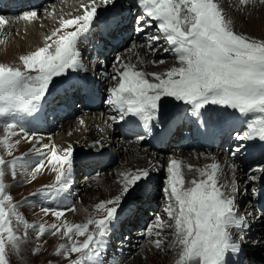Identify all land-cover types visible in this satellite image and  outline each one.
<instances>
[{
  "label": "snow or ice",
  "instance_id": "snow-or-ice-1",
  "mask_svg": "<svg viewBox=\"0 0 264 264\" xmlns=\"http://www.w3.org/2000/svg\"><path fill=\"white\" fill-rule=\"evenodd\" d=\"M241 2L247 3L248 0ZM138 5L145 9L150 21L158 22L157 29L162 33V36H146L149 46L163 39L170 46L165 51L177 55L180 66L173 67L166 75L148 74L136 71L134 64L127 63L118 56L113 62L115 72L109 78L116 80L118 77L119 80L116 86L109 88L106 100L117 113L111 119L119 123L131 116L137 118L145 129L154 125L162 127L161 101L163 98H172L190 105L192 115L197 117L209 105L228 108L241 115L260 114L247 122L245 131L234 134L235 139L242 142L233 149L234 157L246 142L254 139L264 142V40L235 33L232 21L225 19L214 0H138ZM100 6L110 9L113 15L108 23L118 26L120 4L117 0H99V4L92 0V6L85 8L83 15L61 21L63 29L73 27L74 30L58 35L60 29H57L48 37H57L53 44L40 47L21 58L24 70L0 65V116L6 113L30 115L36 112L55 78L84 68L77 42L82 41L92 28ZM37 16L36 11H28L17 19L31 21ZM141 19L143 18H138V24ZM9 23L5 16L0 15V29ZM137 31L143 32L144 29L138 26ZM121 68L124 70L121 71ZM149 75H152V81L146 78ZM199 123L204 125L206 121L200 120ZM16 127L14 123L5 125L11 135L16 134ZM20 130L25 137L28 136L27 130L22 127ZM143 138L139 137L141 140ZM36 139L42 141L44 137ZM3 142L11 147L7 136ZM100 143L99 140L95 141L94 146ZM43 148L48 149L49 145L44 144ZM49 152L53 168L59 165L56 183L51 187L65 190L73 170V149L69 146L62 150L61 155L57 154L55 148L49 149ZM37 154L39 166L34 170L33 176L43 166L46 158L45 153L39 150ZM8 163L0 157V264H10L6 259V243L13 248L19 245V238L12 227V217L15 216L18 222L31 227L17 212V205L12 203L13 197L5 192L6 172L3 166ZM10 163V174L15 177L16 161L12 160ZM209 167L211 171L200 170V176H206V179L193 180L185 188L181 164L172 159L167 166L168 175L163 191L170 201L167 213L174 220V234L181 246L176 264H239L247 228L246 218L237 216L235 211L233 193L239 192V189L234 187L231 193L221 190L216 179L219 166L213 163ZM257 171L264 173V166ZM149 175L147 168L123 174L121 192L113 200L96 205L106 211L103 219L88 222L95 224L96 231L88 232V224L76 225L75 229L65 225V235L75 232L84 236L87 232V236L79 246L75 242L71 246L60 244V249L64 251L59 254L80 253V259L72 261V264H83L85 260L91 261L98 256L109 223L116 217L124 197ZM250 179L256 181L257 177L252 176ZM252 193L258 195L255 187L252 188ZM109 204L114 206L106 207ZM44 211L47 213L49 209ZM53 214L59 218L64 212L53 210ZM160 226L172 227L169 224ZM233 226L241 229L236 237L231 231ZM51 229L53 235L59 231L56 224H52ZM46 231L48 229L45 226L39 227L40 234ZM151 234L150 228L148 235ZM156 246H161L160 240L156 241Z\"/></svg>",
  "mask_w": 264,
  "mask_h": 264
},
{
  "label": "rangeland",
  "instance_id": "rangeland-1",
  "mask_svg": "<svg viewBox=\"0 0 264 264\" xmlns=\"http://www.w3.org/2000/svg\"><path fill=\"white\" fill-rule=\"evenodd\" d=\"M33 1H35L37 3V6L41 8V11L38 12L39 17L37 16L36 18L37 27L38 29L41 30L44 28V24L48 22V18L50 15L49 10L53 7L57 11L56 6L62 5L63 2H65V0H26L25 2H22V0H9L7 5L10 7L13 4L12 7H15V12L10 10L9 7L3 9L1 3L0 15L8 16L12 14V16L16 18L15 19L13 17L14 22L18 23L19 19L22 20L23 18L17 19V17L19 16L21 17L22 13L24 12L33 11L35 9L34 3H32ZM123 1L125 2V0ZM132 1L135 2L136 12L133 13L132 16H129L128 19L130 21V24L132 25L133 23H136L138 21V18L142 17L143 19H141L139 23L141 22V26H145V27H143L144 29L143 32L136 33L135 35L133 34L130 36L133 39L130 40L129 44H133V42L135 41L138 42L137 39H140V37L146 39V36L147 37H150L152 35L162 36V33L159 32L157 29V25L153 24L156 27L148 28L147 22L144 21H148V20L150 21V18H148V16L146 15L145 9L140 8V6L138 7V5H136L137 0H132ZM124 2L122 5H120L122 8L126 7L124 5ZM78 3H80V1H78ZM131 3L132 2L130 1L128 2V4ZM247 3L248 4L245 5L243 4L242 5L243 7L241 6L242 11L234 9L231 4L229 5L223 4V6L220 9L225 11L227 16L231 21H233V23L240 21L237 27L236 25L232 26L233 31L235 33L243 34L250 38H254L256 40H264V0H250ZM71 7L72 4H69L68 6L64 7L63 10L64 11L65 9L70 10ZM105 11L106 12L103 11V13L102 11H98L97 12L98 15L95 18V20L99 19L101 21L102 16L113 15V13L110 11L109 8H106ZM74 12H76V10L72 11L73 14ZM52 14L55 15L56 13L53 12ZM249 16L253 18V22L249 20ZM238 17L242 20H240ZM127 20H126V24H127ZM254 23L259 28L253 26ZM25 27L28 28L29 25L25 24L24 28L15 30L9 35H4L3 28L0 29V65L9 66V67H19L22 70H24L23 61L21 58L25 55H30L32 52L42 47L43 42L41 41V39H39V36H37V39L35 37H31L29 31H25L26 30ZM133 27L135 28V26ZM57 29H60V32L63 31V28L61 27V23H58L56 25L55 30ZM69 29L70 27L64 30L68 31ZM132 29L133 28H131L130 30ZM49 34L50 33L48 34L46 33L45 36ZM51 35L52 34H50L49 36ZM48 37L46 38V40L49 42L51 41V39H48ZM159 41L163 42V45L168 48L167 44L164 42L163 39ZM159 41L153 42L152 44L153 45L156 43L160 44ZM111 46L116 47L117 45L116 43L112 42ZM81 47L84 48V50L83 49L81 50V63L84 68H81L75 72L70 71L66 76L55 78L52 82V85L49 87L48 94L45 96L44 100L41 103L42 106L41 113L45 114L46 116L47 114L48 115L52 114V118L57 121L59 120L61 121L62 119H64V121L61 122V124L76 122V121L80 122L82 118H86L85 112H83L81 110V107H79L82 104L81 98L78 95H74V94H77L78 92L81 91L83 95L87 87L94 93L98 92V90L100 92L103 91L107 92L109 88H111V86L110 85L108 86L107 84L108 76L106 74H98L96 77L91 76L92 78L85 76V68L89 70V68L95 62L102 64L104 62V58L99 57L97 58V61L95 60L92 61L93 56L90 54L91 51L88 49L85 51V47L83 44ZM129 47L131 46L127 45L125 50ZM116 51L117 49L113 48V51L109 50V53H107V55L109 56ZM114 59L115 58L113 57V55L110 56L111 61H113ZM169 59H175V57L171 56L169 57ZM103 64H105V62ZM111 67L112 64H108L107 70L111 71L112 70ZM166 69L167 71H162L160 74L166 75V73L171 70V67ZM147 71H149L148 68ZM107 93L108 94L104 95L103 97H101L102 95L99 96L97 102H92L91 98L87 97L86 101L90 108L86 111V113L92 114L89 116L91 117L90 119H92L93 121L95 120V117L93 116L100 112L99 111L100 107L97 106L101 103V105L107 107L106 100L109 95V92ZM83 100L85 101V98H83ZM173 104L174 102H170L169 100L164 101L163 106L161 104V113H162L161 122L163 125L162 129L164 131V127L167 126L169 122L170 125H172L179 118L188 117V119L186 120V122L188 123H186L182 128H181L182 126L181 123L177 124L178 129H182L179 132H181V134L184 135L185 131L188 129L190 131V128H192L193 125L191 118L194 117V115L191 114L192 113L191 110L187 111L188 109L191 108V106L185 105L182 102L178 104L176 103L179 106ZM181 105L185 109L184 113L183 111H181V107H180ZM209 106H207L206 109H208ZM233 113L236 114L237 112L226 108V112L224 114L223 113L217 114L219 121L216 122L215 124L219 126L224 121H231L232 123L233 119L229 118V114L234 117ZM38 114H40V112H37L35 116H37ZM23 115H24L23 113H6L0 116V157H3L6 161L9 162L8 164L3 166L6 172L4 177L5 192L6 194L11 195L13 197L12 203L17 205V212L24 217V219L28 222V225H31V227H28L24 223L18 222L15 216L12 217V227L14 229L15 234L19 238V245L18 247L13 248L10 244L6 243V259L10 261V264H72V261L80 259L81 254L72 253V252H67L65 255L59 254L64 250H61L59 247L61 244V237H56L59 236L60 232L63 230V226L60 224V222H58V220L61 217H63L65 214L57 218L53 214V210L62 211L63 206L61 205L60 201L62 200L63 197H69L66 194L69 195V193H71L70 191H73L75 189L76 191L77 190L79 191V195L75 199H73L74 204L77 207V210L80 212L82 210L85 211L84 213L85 218L88 219L90 218L89 217L90 213L88 212V208L85 209V204L86 205L88 204L89 207L94 205L95 210H92L91 214L96 217V220L103 219L105 217V211L104 209L97 208L96 205L106 200H113L114 197L121 192L122 188L120 190H116L115 192L113 189L111 190L106 185H104L102 183V179H105V181L114 179L115 177L114 170L120 167V163L122 161L123 156H125L126 150L124 151V147H123V149H121V153H122L121 156L116 159L115 151H117V146L115 145V143L113 144L107 143L104 146V151L101 152L100 154L101 155L106 154V156L111 155L112 157L107 163H105V166L101 168L91 167V169H89L88 172L86 170L85 161L87 160L88 163L93 158H95V156L97 158L99 155H97V153H94L95 151H93V149L86 148L84 143L78 142L80 144L79 146L81 147L77 146L74 148V146H71V148H73V170L70 174V179L68 181L67 189L59 190L60 192L59 193L57 191L58 189L51 187V185H54L56 183L54 174H50V173L42 174L38 172L34 176L31 174L30 178L26 177L27 175H29L27 169L25 170L28 164L25 163L21 155L23 154L24 148H21L19 146L21 143L16 138L19 137L21 130L17 129L16 127L15 128L16 134L11 135L5 128V125L9 123H14L17 126H20V128L27 126L30 128V130L33 129L34 127L38 128L37 126L38 122L35 116L31 120L29 118L26 119L22 117ZM255 115H260V114H255ZM245 118H249V115H245ZM100 120L106 122V120H104L103 117H101ZM244 121L246 122V119H244ZM62 126L63 125L60 126L55 125L53 128L50 129L48 135H55V133H58L62 129ZM245 130L246 128L244 129V131ZM81 131H84L83 127L81 128ZM173 131L176 132L175 130ZM239 131H241L242 133V128L237 130V132ZM105 132L107 133L109 132V134L112 133L110 132V129L106 130ZM115 133L116 134L114 138H116L119 134L118 132ZM138 133L139 132L130 133L127 141H129L130 143L135 142L137 140L136 136H140ZM234 134L235 131H232L230 133L231 140L234 138ZM110 135L112 136L113 133ZM6 136L9 139V144L11 146L10 148L8 145H6L3 142ZM132 137L135 139H133ZM144 139H146L145 142L148 143L149 139L146 137ZM185 140L186 142H188V138H185ZM234 140L233 143L235 145L234 146L230 145L229 147H227L224 153H222L221 151H217V152H214L212 150L208 151V149L210 148H206L205 151L203 149L196 150L194 148L192 149L190 148L189 151L188 150L181 151V149L178 146H172L171 147L172 150H170V148L165 150V152H163L162 165L161 168H159L161 170L163 169V172L161 171L157 173L156 176L153 177L149 176L147 179H142L139 182L138 186L133 188L129 192V194L124 197V202L120 205V209H118L116 217L109 223L107 229V235L103 239L102 249L99 255L93 257L91 261L85 260L83 264H130L136 257H139V255L144 250L146 249L148 250L150 247L156 246V243H154L155 240H160L161 241L160 247H162V248L158 247L157 253L159 255H161L162 253H167L168 256H165V260L163 259L162 261L159 259L158 260L153 259L154 261L153 263L173 264V262H171V260L169 259V257L171 256L169 254H171V252H170V247L167 246L168 242L167 243L163 242L166 239L169 240L171 238V235L172 236L174 235L173 231L168 230L167 238L164 239L162 236H152L153 232L159 230L155 228L152 229V225L155 222H157V220L159 219H162L163 223H166L167 221L171 223V218L168 216L167 211L164 210L165 199H164L163 189L165 188L164 186H165V179L167 174L166 171L167 167L165 166L167 164L166 162L172 159L171 158L172 156L182 155L181 152L183 151L185 152L188 151V153L194 150L199 152H207L206 154L210 153L212 155H216L220 161L221 158H223L226 155L229 156L233 160V162H239L242 173L247 174V178L244 179L243 181L244 183H247L246 185L248 186L244 185V190L239 189V192L235 193L237 197L235 198V211L237 216L244 217L249 214V217L247 216V218H249L250 220H254V219L257 220V218H259L258 216H256L257 214L255 213L258 211L257 208L254 205H252L251 208H249L251 210L248 212V208L246 205L248 201L254 199V196L257 197V195H253L252 188L255 184H258V182L252 181L250 179V177L252 176H256L258 179L257 172L253 171V169L246 166L245 154L242 153L241 150H240L241 152L236 153L235 157L232 155L233 149H235L240 143H242L240 141L236 143L234 142ZM17 141H19V143H17ZM51 143L52 142H50L49 144ZM224 143L225 140L224 142H221L219 144H217L216 142L215 144L212 145L211 148H215V149L219 148ZM145 145L146 144H144L143 146ZM258 145L256 146L252 145V146L256 148ZM65 148H60L61 154H63L62 150ZM256 152L259 151L256 150ZM29 153L32 154L35 152L31 151ZM220 154H223L224 156L223 155L220 156ZM12 160L16 161L15 177H13L10 174L12 168L10 162ZM261 164L264 165L262 160H261ZM230 172L232 171L230 170L228 173H225L224 176H225V180L228 181L230 184H232L234 178H232V173ZM86 175H90V176L92 175L91 177H93L94 179L91 181L93 183L89 182V184L91 183V186H89V184L85 185L84 183H82L84 182L83 180H85ZM18 180H20L19 183ZM262 180L264 181V178ZM76 191H74V193ZM34 193L35 195H33ZM92 194L96 197V201H90L89 198ZM81 198L83 199L82 202H81ZM97 198H99V200ZM258 201L259 200H256L255 203ZM148 202L152 203L153 206L149 205L150 203ZM243 202L245 203L244 205L241 204ZM44 209H49V211L46 213ZM79 222H80V218H79ZM52 224H56L59 229V231H56L55 235L51 234V232L53 231L51 229ZM41 225L45 226L46 229H48V231H46L44 234L39 233V227ZM257 225L261 226L259 228V234L261 236V239L264 240V220L262 224L258 223ZM150 228L152 229V234L146 235L148 233V229ZM139 230H141L140 231L141 233L138 232ZM94 231L96 230H92V226L88 228V232H94ZM142 231L144 232L142 233ZM28 235L29 238L30 237L31 238L30 240L27 241ZM86 236H87V232L85 233L84 236H80L78 240L76 239L74 241L76 245L79 246L86 239ZM4 238L5 240L7 239L6 233L4 234ZM245 240L248 241L244 242V245L242 246V252H241L239 264H248L247 257H245L246 253L248 252L250 253V256L248 258L251 261L249 262L250 264H264V242L260 244L261 241H259L257 238L248 237V236H246ZM175 244L176 246H179L178 243ZM71 245L72 243H70L67 246H71ZM163 248H167L169 250L164 251ZM177 255H178L177 250H175L174 253L175 258H177ZM143 261L144 263L142 264H148L147 261L146 262L145 260Z\"/></svg>",
  "mask_w": 264,
  "mask_h": 264
},
{
  "label": "bare ground",
  "instance_id": "bare-ground-1",
  "mask_svg": "<svg viewBox=\"0 0 264 264\" xmlns=\"http://www.w3.org/2000/svg\"><path fill=\"white\" fill-rule=\"evenodd\" d=\"M25 1L26 0H22V2H25ZM78 1H80V3H78ZM129 1L132 3L128 4ZM249 1L250 0H248V2ZM8 2H9V0H0V4L2 3L3 9L6 7H9L7 5ZM96 2H97V4H99V0H96ZM117 2L120 5H122L124 1L123 0H117ZM214 2L217 3L220 6V8L223 6V4H228V5L231 4L233 6V8L237 9V10H241V6L243 4L244 5L248 4V3H242L241 0H222V3H221V0H214ZM32 3L35 4L34 1ZM69 4H72V7L70 8V10L65 9V11H64L63 10L64 7L68 6ZM137 4H138V0L136 2V5ZM124 5L126 6L125 8H122L120 6V8L118 9V11L120 13V19H119L118 26H112L108 23L110 21V18L112 15L111 16L110 15L109 16H102L101 21L99 19L94 20V24H93L92 28L89 30V32L85 34V36L82 38V41L77 42V47H78V50L80 52L82 49L84 50V48L81 47L82 44L85 47V51L87 49L91 51L90 54L93 56L92 61L93 60L97 61V58L101 57V58H104V62H105V64H103L104 62L102 64H99L97 62L93 63L92 66L89 68V70H87V71L85 70V76L92 78V77H96L98 74H106L108 76V78H107L108 83L107 84H108V86L110 85L111 87L116 86V84L118 83V80H119L118 77L116 80H111L109 78L112 75V73L114 74V72H115L113 62L116 60V58L118 56L122 57L125 62L130 63V64H134L136 71H142V72L148 73V74H160L162 71H167L166 68L171 67V69H172L173 67H179L180 66L178 56L173 54L171 51H165V49L170 48V46L167 45L168 48L165 47L163 45V42H161V41H159L160 44L156 43L153 45L151 43V45L149 46V43H150L149 40L142 37L138 40V42L135 41V42H133V44H129V42L131 40V37H130L131 26H128L126 24V20L129 18V16H132V14L136 12L135 11V2H133L132 0H125ZM12 6H13V4L9 7V9L12 10L13 12H15V7H12ZM91 6H92V0H65V2H63L62 5L56 6L57 11L53 7L49 10L50 15L48 18V22H46L44 24V28L42 30L38 29L36 19L31 20V21L19 19V22L15 23L14 22L15 17L12 16V14H11V15L5 16L9 20L10 23L8 25L4 26L3 33H4V35H9L15 30H19V29L24 28L25 24H27V25H29V27L28 28L25 27V29H26L25 31H29V34L31 35V37H35L36 39H37V36H39V39H41V41L43 42L42 47H44L48 44H53L54 40L57 39V37H53L51 39V41H49V42L46 40V38L50 34H52L54 31H56L55 29H56V25L58 23H61V21L64 19H74L78 15H83L85 8H90ZM37 7L38 6H35L34 7L35 9L33 11H36L38 13L41 11V8H39V7L37 8ZM105 9H106V7L100 6L98 8V11H102V13H103V11L106 12ZM74 10H76V12H74V14H73L72 11H74ZM53 12H55L56 14L53 15L52 14ZM222 15L225 17V19L230 20L229 17L227 16V14L225 13V11H223V10H222ZM240 20H242V19H240ZM249 20L251 22H253V18L251 16H249ZM151 22L154 25H158V22H155V21H151ZM239 22L233 23V21H232V26L236 25V27H237ZM148 26H149V24H148ZM253 26L259 28L258 26L255 25V23ZM72 30H74V28L70 27V29L68 31H72ZM65 32H67V31L63 29V31L59 32L58 35L63 34ZM46 33L47 34L50 33V34L45 36ZM36 39H34V40H36ZM37 42H39V41H37ZM112 42L116 43L117 46L116 47L111 46ZM127 45L131 46V47H129L125 50ZM113 48H116L117 51L112 54L115 59L113 61H111L110 55L108 56L107 53L109 52V50H113ZM153 49H155V51H153ZM171 56H174L175 59H169V57H171ZM166 59H168V60H166ZM159 61H164V62L159 63ZM108 64H112V67H111L112 70L111 71L107 70ZM147 68L149 69V71H147ZM120 70L123 71L124 69L121 68ZM146 78H148L150 81L153 80L152 75H149ZM107 92H104V91L100 92L98 90V92L94 93L93 91H91L87 87L85 89V92L83 95H82L81 91L78 92L77 94H74V95H78L81 98L82 104L79 107H81V110L83 112H85V115H86V118H82L80 120V122L76 121V122H69V123H62L61 124V122H63L64 119H62L61 121L60 120L57 121V120L52 118V114H50V115L47 114V116H46L45 114L40 113L37 116H35L37 118L38 123L37 122L36 123H37L38 128L34 127L33 129L30 130V128L27 126L22 127L25 130H27L28 136L25 137L22 133H20L19 137H16V138L21 143L19 146L21 148H24L23 154H21V155H22L25 163L28 164V166L25 168V170L27 169V172L29 173V175H27L26 177L30 178L31 174L33 175L34 170L39 166V157L37 154L38 150L40 152L45 153V156H46L44 164H43V166H40V170L38 172H40L42 174H46V173L54 174V177L56 179V176L58 175L59 165H56L55 169L53 168V162H51V160H50L49 149L55 148V150L57 151V154L61 155L60 148H65V147H69V146H74V148L77 146L81 147V146H79L80 144L78 142L84 143L86 148L93 149V151H95L94 153H97V155H99L97 158L95 156V158H93L88 163H87V160L85 161L86 170L89 172V169H91V167L101 168V167L105 166V163H107L112 156L111 155L106 156V154L101 155L100 153L104 151V146L107 143H112V144L115 143V145L117 146V151H115L116 159L121 156V154H122L121 149H123V147H124V151L126 150L125 156H123V158H122V161L120 163V167L117 168L116 170H114V176H115L114 179L113 180H106V181H105V179H102V183L104 185H106L109 189H111V190L113 189L116 192V190H120L121 188H123V179H124L123 174L135 172L138 169H144V168L149 169V171H150L149 176L150 177L156 176L157 173H159L161 171L163 172V169L162 170L159 169V168H161L162 161H163L162 160L163 159V152H165V150H167L169 148H170V150H172L171 149L172 146H178L181 149V151L182 150H188L189 151L190 148L191 149L194 148L196 150H198V149H203L204 151L206 150V146L201 143L202 138L200 139L198 137H195L197 131L195 132V131H192L191 129L189 131V129H188L185 131L184 135L182 134L183 136L181 135V132H179V131L174 132L173 131V130H175V128H174L175 125H177L178 123H181L182 127L186 123H188V122H186L188 117L179 118L178 120L175 119L176 121L172 125H170V122H169L168 125L164 127V131H163L162 127L154 125L152 128L149 129L151 136L154 138V139L152 138L153 141L151 143L145 142L144 138H143V140L139 139V137H141V136H136L137 140L135 142L130 143L129 141H127L130 133L138 132L139 130H141V128H142L141 126H143V124L141 122L138 123L137 118L130 116V117L126 118L124 121L117 123L111 119V117L113 115H117V113L114 110V108L110 107L107 103H106L107 107H104L103 105H101V103L97 106V107H100L99 108L100 112L98 111L99 113H97L93 116V117H95L94 121L92 119H90L91 117L89 116L92 114L86 113V111L90 108L87 101H86L87 97L91 98L92 102H97L98 97L101 95H102L101 97H103L104 95L108 94ZM83 98H85V101L83 100ZM167 100H169L170 102H174L173 105H177L178 103H181V102H177L173 99L163 98L161 101L162 106H163L164 101H167ZM177 106H179V105H177ZM212 106L213 105L209 106L208 109L202 110L200 116L198 117L197 123L200 120L206 121V123H205L206 132L211 133L213 138H215V139L217 138L216 140L214 139L212 143L215 144L217 141V144H219L221 142H224V140H225V136L224 137L220 136L219 128L221 127V128H227L228 129V127L230 125H227V126L222 125L220 127H217V125L215 124L216 122L219 121L217 114H220V113L224 114L226 112V108H221L220 106H213V107ZM180 107H181V111H183V113H184V111H185L184 107L182 105ZM47 110H48V108H47ZM190 110H191V108L188 109L187 111H190ZM101 117H103V119L106 120V122L101 121L100 120ZM229 118L233 119V116H231L229 114ZM227 122L229 124H231V121H227ZM55 125L56 126L63 125V126H62V129L58 133H55V135H48L50 129L53 128ZM81 126L84 128V131H81V128H82ZM17 129H20V126H17ZM108 129H110V132L113 133L112 136L110 135L112 133L109 134V132L108 133L105 132ZM155 129L157 130V132H155L156 131ZM159 129H160V131H159ZM115 132L119 133L116 138H114L115 134H116ZM142 132H145V131H142ZM39 136H43L44 139L42 141L37 140L36 137H39ZM142 136H143V134H142ZM181 136H182V138H181ZM187 136H189L188 142H186V140H185V138H187ZM143 137H145V136H143ZM98 140L101 143L96 144L94 146V142L98 141ZM251 141L256 143V144H254V146H256L260 143L259 139H254ZM50 142H52V143L49 144ZM234 142L237 143L239 141H237L235 139ZM248 142H250V141H248ZM47 143L49 145V148L48 149L43 148V145L47 144ZM144 144H146V145L143 146ZM216 149L218 150L219 148H216ZM31 151H34L35 153L30 154L29 152H31ZM188 151L187 152H185V151L181 152L182 155L171 157L172 159L177 160L181 164V173H182V177L184 179V187L185 188L189 187L193 180L199 181L201 179H206V176L205 177L200 176V170L211 171V168L209 166L213 163H216L219 166L216 179H217L218 186L221 187V190L227 191L230 193L232 192L234 187L244 190V185H246L247 183H244L243 180L247 178V174L242 173L239 162H233V160L229 156H226V155L224 156L223 154H220V156H222V155L224 156L223 158H221V161H220L216 155H212L210 153L206 154L207 152H199V151L194 150V151H192V152L190 151L188 153ZM218 151H221L222 153H224L226 150L224 149V150H218ZM240 158H242V157H240ZM171 160L166 162L167 164L165 167L168 166V164L171 162ZM93 169H95V168H93ZM230 170L232 171V172H230V173H232V178H234V180L232 181V184H230L228 181H226L225 176H224L225 173H228ZM38 172H35V174ZM167 175L168 174H166V178H167ZM91 176L86 175L85 176L86 178H85V180H83L84 182H82V183H84L85 185L89 184V182L94 180L93 177H91ZM19 182H20V180H18V183ZM91 183H93V182H91ZM91 183L89 184V186H91ZM261 183L264 184V181L262 180ZM246 186H248V185H246ZM164 187H166V179H165V186ZM257 187L259 188V190H257ZM255 189H256V192L262 191V185L256 184ZM57 191L59 192V190H57ZM74 191H76V190L74 189L73 191H70L71 193H69V195L66 194L69 197H63L62 200L60 201L61 205L63 206L62 211L64 212L65 215L58 220V222H60V224L63 226V230L60 232V235L56 236V237H61V244H65L66 246L69 245L70 243H73L76 239L78 240L80 235L75 234V232L67 233L65 235L64 233H66V231H67L65 225H67L69 227H73V229H75L76 225L88 224V228L90 226H92V230H96L94 223H92V224L88 223L90 220H92V221L96 220V217L91 214V211L95 210L94 205L89 207L88 204L87 205L85 204V209L88 208V212L90 213V216H89L90 218L86 219L85 214H84L85 211H83V210L81 212L78 211L76 205L74 204L73 199H75L79 195L78 190L75 193H74ZM233 195L235 196V198H237L235 193H233ZM89 199H90V201H96V197L93 194L90 196ZM97 199L99 200V198H97ZM164 199H165L164 200V203H165L164 204V207H165L164 210L167 211L170 201H169L165 192H164ZM82 200L83 199L81 198V202H82ZM148 203H150V202H148ZM172 203L174 204V200L172 201ZM256 203L259 204V202H256ZM241 204L244 205L245 203L243 202ZM149 205L153 206L152 203H150ZM246 205H247L248 212H249L251 210L249 208H251V206L253 205V200L248 201V203ZM106 207H113V206L106 205ZM104 211H105V209H104ZM97 213H96V215H97ZM105 216H106V211H105ZM247 216L249 217V214L244 216V217H246V224H247V228L245 229L246 235L248 237L257 238L259 241H261L260 244L263 243L264 240L261 239V236L259 234V228L261 226H258L257 224L258 223L262 224L264 219H260V217H259V218H257V220H255V219L250 220L249 218H247ZM79 218H80V222H79ZM162 224H169V225H172V227H171V229H170V227H161L160 225H162ZM153 228L159 229V230H156L155 232H153L152 236H162L163 239L167 238V233H168L167 231L168 230H172L173 233H175V227H174V220L173 219H171V223H169L168 221L166 223H163L162 219H159V223L155 222L152 225V229ZM141 230H139L138 232H140ZM231 231H232L233 236L236 237L238 235V233L241 231V229L233 226ZM143 232L144 231H142V233ZM157 233H159V235H157ZM140 235H142V234H140ZM146 235H148V233ZM30 238L28 235L27 241L30 240ZM156 241L157 240H155L154 243H156ZM247 241L248 240H245L244 242H247ZM163 242H166V243L168 242L167 246L170 247V252H171V254H169V255H171L169 257V259L171 260V262H173V264H176V260L179 259V253L181 250V246L180 245L176 246L175 243H178V242L176 240L175 234L173 236L171 235V238L169 240L166 239ZM160 248H162V247H160ZM132 249H133V247H132ZM163 250L168 251L169 249L163 248ZM175 250H177V253H178L177 258H175V256H174ZM157 252H158V247H156V246L150 247L148 250L147 249L144 250L139 255V257H136L130 264H142V263H144L143 260H145V262L147 261L148 264H151V263L154 264L153 259H156V260L159 259L162 261L163 259L165 260V256H168L167 253H162L161 255H159ZM248 254L249 255L245 256V257H247V262H248V264H250L249 262H251V261L248 259L250 256V253L248 252Z\"/></svg>",
  "mask_w": 264,
  "mask_h": 264
}]
</instances>
